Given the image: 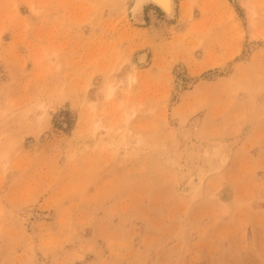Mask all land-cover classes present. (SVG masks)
<instances>
[{"label": "rangeland", "instance_id": "rangeland-1", "mask_svg": "<svg viewBox=\"0 0 264 264\" xmlns=\"http://www.w3.org/2000/svg\"><path fill=\"white\" fill-rule=\"evenodd\" d=\"M187 1L0 0V264H264V0Z\"/></svg>", "mask_w": 264, "mask_h": 264}, {"label": "bare ground", "instance_id": "bare-ground-1", "mask_svg": "<svg viewBox=\"0 0 264 264\" xmlns=\"http://www.w3.org/2000/svg\"><path fill=\"white\" fill-rule=\"evenodd\" d=\"M226 1V0H225ZM227 2V1H226ZM187 7L185 8V15L191 14L192 8V0H188L186 2ZM154 5L160 8L165 16L168 19H173L176 16L177 12V0H135L134 5L132 6V13H134L133 17L142 20L143 11L146 6ZM146 11V10H145ZM190 12V13H189ZM143 54V53H142ZM147 54H143L141 56L142 60H146ZM114 86H111L110 91L108 93L109 96L114 95ZM108 96V97H109ZM109 143H111L114 139V136L105 137ZM210 150L204 155V167L205 172H219L223 170L230 160V153L226 149L225 145L221 142L212 143ZM209 174V173H208Z\"/></svg>", "mask_w": 264, "mask_h": 264}]
</instances>
